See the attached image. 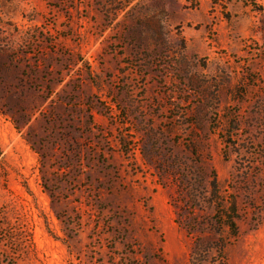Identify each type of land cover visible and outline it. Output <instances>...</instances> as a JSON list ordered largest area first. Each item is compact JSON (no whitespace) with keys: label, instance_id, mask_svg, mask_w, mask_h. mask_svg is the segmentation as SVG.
I'll return each instance as SVG.
<instances>
[{"label":"rangeland","instance_id":"rangeland-1","mask_svg":"<svg viewBox=\"0 0 264 264\" xmlns=\"http://www.w3.org/2000/svg\"><path fill=\"white\" fill-rule=\"evenodd\" d=\"M221 238L264 264V0H0V264H213Z\"/></svg>","mask_w":264,"mask_h":264},{"label":"trees","instance_id":"trees-1","mask_svg":"<svg viewBox=\"0 0 264 264\" xmlns=\"http://www.w3.org/2000/svg\"><path fill=\"white\" fill-rule=\"evenodd\" d=\"M212 188L211 205L216 210L214 224L218 232L221 233L228 228L232 236H237L239 233L238 221L240 220L237 203L222 194L215 174L213 175ZM226 249L227 242L224 238H221L218 243L213 245L204 242L198 243L196 259L201 262L216 251L218 255L215 257L213 264H227Z\"/></svg>","mask_w":264,"mask_h":264}]
</instances>
